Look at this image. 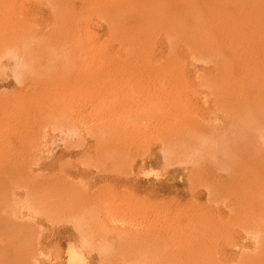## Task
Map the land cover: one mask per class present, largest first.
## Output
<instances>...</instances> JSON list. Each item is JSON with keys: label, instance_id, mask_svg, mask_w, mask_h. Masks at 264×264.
Listing matches in <instances>:
<instances>
[{"label": "rangeland", "instance_id": "374dc122", "mask_svg": "<svg viewBox=\"0 0 264 264\" xmlns=\"http://www.w3.org/2000/svg\"><path fill=\"white\" fill-rule=\"evenodd\" d=\"M72 253L264 264V0H0V264Z\"/></svg>", "mask_w": 264, "mask_h": 264}, {"label": "bare ground", "instance_id": "6f19581e", "mask_svg": "<svg viewBox=\"0 0 264 264\" xmlns=\"http://www.w3.org/2000/svg\"><path fill=\"white\" fill-rule=\"evenodd\" d=\"M72 248V247H71ZM74 250H75V248H73ZM77 251V250H76ZM71 252H72V250H71ZM81 253H82V251H81ZM73 255V256H72ZM72 261H73V263H76V264H79L81 261V257L79 256V255H77V253H72ZM80 261V262H79Z\"/></svg>", "mask_w": 264, "mask_h": 264}]
</instances>
